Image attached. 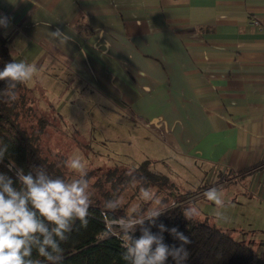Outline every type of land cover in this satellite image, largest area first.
I'll list each match as a JSON object with an SVG mask.
<instances>
[{"label": "crops", "instance_id": "0c3cea01", "mask_svg": "<svg viewBox=\"0 0 264 264\" xmlns=\"http://www.w3.org/2000/svg\"><path fill=\"white\" fill-rule=\"evenodd\" d=\"M5 17L39 70L62 67L264 207V0H0Z\"/></svg>", "mask_w": 264, "mask_h": 264}, {"label": "rangeland", "instance_id": "374dc122", "mask_svg": "<svg viewBox=\"0 0 264 264\" xmlns=\"http://www.w3.org/2000/svg\"><path fill=\"white\" fill-rule=\"evenodd\" d=\"M8 47L14 61H37L36 50L32 49V53L28 51V54L27 50L14 49L9 42ZM41 69L25 85L31 89L34 108L43 113L49 122L41 142L49 156L63 157L65 161L73 155H82L91 181L115 167L141 181L133 167L148 160L150 170L166 175L176 185L174 190L156 193L153 186H148L152 194L160 199L218 186L216 188L223 191L227 205L222 209L226 220L217 218L216 206L207 201L203 193L194 196L196 199L186 204L183 212L190 206H196L200 214L193 220L221 230L233 240L247 245L253 252L251 264H254L261 250L260 235L264 236V207L252 201L254 196L246 190L243 182H225L227 176L213 174L208 166L172 153L158 142L152 132L133 123L120 108L110 105L75 81L62 67L53 65L47 74ZM64 169L71 175L69 169ZM138 184L132 180L126 185L119 197L120 204L132 206L149 202L141 197ZM172 202L179 203V200L172 199L169 205ZM153 207L151 202L148 210Z\"/></svg>", "mask_w": 264, "mask_h": 264}, {"label": "clouds", "instance_id": "9594fccd", "mask_svg": "<svg viewBox=\"0 0 264 264\" xmlns=\"http://www.w3.org/2000/svg\"><path fill=\"white\" fill-rule=\"evenodd\" d=\"M7 26L8 19L0 18V27ZM52 35L67 39L59 29ZM38 72L34 63L14 60L5 63L0 70V82L5 83L4 89L0 90V99L15 101L17 86L30 82ZM6 153L7 146L0 147V163ZM63 166L71 172L69 179L53 177L43 167L28 172L18 169L15 178L0 172V264H63L65 257L61 245L67 243L77 222L80 227H87L93 205L87 163L82 155H73L63 162ZM133 183L141 181L134 179ZM140 194L144 200L153 203L151 211L111 221L119 229L122 260L126 264H167L171 258L174 264H186L191 239L175 227L169 229L163 223L157 224L166 211L165 205L151 189L141 187ZM203 195L216 206L217 218L226 220L222 211L227 207L223 191L213 187ZM119 206L118 199L105 202V208L110 212H115ZM199 214L196 206L183 212L186 220ZM153 227L158 231L154 233ZM165 232L179 241V246L166 244Z\"/></svg>", "mask_w": 264, "mask_h": 264}, {"label": "trees", "instance_id": "16d2710c", "mask_svg": "<svg viewBox=\"0 0 264 264\" xmlns=\"http://www.w3.org/2000/svg\"><path fill=\"white\" fill-rule=\"evenodd\" d=\"M84 28L80 25L74 27L79 32ZM11 61L8 39L0 32V70H3L5 63ZM4 87L5 83L0 82V90ZM16 93L17 99L13 102L0 99V147L7 146L5 159L0 163V172L15 178L14 173L18 169L22 168L28 172L36 167H43L53 177L62 176L69 179L71 175L64 169V158L49 156L42 146V135L49 122L43 113L34 108L31 89L21 84L17 86ZM149 163L145 160L133 167L135 173L142 178L138 185L144 188L153 186L155 193L174 190L176 185L166 175L150 170ZM10 168L12 171H9ZM88 176L90 180L92 177L89 173ZM132 180L133 176L119 171L117 167L90 180L93 205L90 208L89 223L87 227H80L77 222L67 243L61 245L65 257L63 264H126L121 258L123 248L119 240V229L110 222L119 217L147 214L151 211L148 210L151 201L132 206L120 204L115 212L107 210L105 202L119 200L122 190ZM206 189L198 188L195 193L163 196L160 200L166 211L159 217L157 224L163 223L169 229L175 227L191 239L192 243L187 246L190 257L186 264H251L253 252L247 245L233 240L221 230L184 218V206ZM172 199L179 200L180 205L170 207ZM152 231L155 233L158 228L153 227ZM139 235L137 231L136 236ZM163 235L166 244L179 246L180 242L168 232ZM33 255L35 257V253ZM167 264L174 262L169 258ZM254 264H264V237Z\"/></svg>", "mask_w": 264, "mask_h": 264}, {"label": "built area", "instance_id": "2783aa9c", "mask_svg": "<svg viewBox=\"0 0 264 264\" xmlns=\"http://www.w3.org/2000/svg\"><path fill=\"white\" fill-rule=\"evenodd\" d=\"M252 25L255 26V27H258V28L263 27V25H261L258 21H255V20L252 22ZM178 205H180V203L172 202V203L170 204V207H175V206H178ZM110 223H112V222H110ZM112 224H113V223H112ZM114 236H116V234H114ZM119 240H120L121 245H122V241H121L120 237H119Z\"/></svg>", "mask_w": 264, "mask_h": 264}]
</instances>
